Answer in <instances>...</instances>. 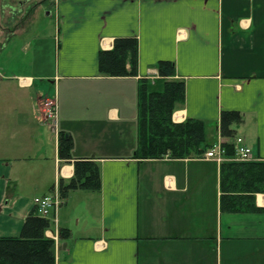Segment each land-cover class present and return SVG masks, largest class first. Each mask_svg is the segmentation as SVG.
Here are the masks:
<instances>
[{
	"label": "crops",
	"instance_id": "obj_1",
	"mask_svg": "<svg viewBox=\"0 0 264 264\" xmlns=\"http://www.w3.org/2000/svg\"><path fill=\"white\" fill-rule=\"evenodd\" d=\"M15 1L0 0V11H10L7 20L0 13V50L30 6L48 3L19 8ZM51 4L58 20L53 70L35 55L16 71L12 56L0 73V237H20L27 217L39 216L34 200L60 192L59 181L75 175V160H92L101 190L60 193L63 204L46 218L56 264H264V193L252 197L257 211L222 209V164L234 161L137 156L140 83L160 84L158 63L169 61L173 79L186 84L173 122L206 123L211 148L228 142L222 112H239L244 123L236 136L252 149L251 162L264 164V0ZM132 37L138 75H103L100 52ZM46 98L58 104L57 130L45 121ZM60 134L73 140L71 161L60 157ZM61 229L70 230L69 239H60Z\"/></svg>",
	"mask_w": 264,
	"mask_h": 264
},
{
	"label": "trees",
	"instance_id": "obj_2",
	"mask_svg": "<svg viewBox=\"0 0 264 264\" xmlns=\"http://www.w3.org/2000/svg\"><path fill=\"white\" fill-rule=\"evenodd\" d=\"M130 64V69L127 66ZM100 72L111 78L136 77L138 75V40L117 38L110 51H101ZM158 71L162 82L150 86L140 83L138 110V150L141 159H191L203 155L210 147L206 142V123L188 119L182 123L172 120L173 112L185 103L186 84L174 80V63L161 61ZM244 123L239 112H222L220 134L228 140L222 146L226 156L233 157V140L237 127ZM205 144V146H203ZM74 143L72 138L60 134V157L71 161ZM205 147V148H204ZM207 148V149H206ZM75 175L59 181L63 197L76 190L99 192L102 182L100 170L92 160H75ZM222 209L231 213L254 212L253 195L264 193V164L252 162H228L221 168ZM50 220L32 214L27 217L20 237H0V264H56L55 243L45 237ZM61 240L71 236L68 229L59 232Z\"/></svg>",
	"mask_w": 264,
	"mask_h": 264
},
{
	"label": "rangeland",
	"instance_id": "obj_3",
	"mask_svg": "<svg viewBox=\"0 0 264 264\" xmlns=\"http://www.w3.org/2000/svg\"><path fill=\"white\" fill-rule=\"evenodd\" d=\"M5 8L0 11V13L2 12L3 19L7 20L10 11ZM27 13L30 16L18 27L19 32H17V34L7 33L9 36L6 43L3 45L4 50L3 47L1 48V50H3V59L0 61V73H2V68L7 67L6 64L8 63L4 62L7 61V58L9 59L12 56L14 57L12 65L16 66L14 67L16 71H18V67L22 68L23 65L29 64L32 61V57L35 55L39 57L40 62H45L46 68L48 66L49 69L53 70L55 66V55L57 51L55 37L57 36L58 20L56 17V10L51 4V0H48L46 4H42L40 9L33 10L32 12H30L29 9ZM16 29L17 27L12 28L13 31ZM34 36H37L39 40H33ZM29 45L32 47L29 48ZM243 133L244 132H240L239 135H244ZM133 141V145H137V138ZM207 142L209 141L207 140Z\"/></svg>",
	"mask_w": 264,
	"mask_h": 264
},
{
	"label": "built area",
	"instance_id": "obj_4",
	"mask_svg": "<svg viewBox=\"0 0 264 264\" xmlns=\"http://www.w3.org/2000/svg\"><path fill=\"white\" fill-rule=\"evenodd\" d=\"M42 107L45 121L52 123L55 129H57L59 109L56 100L46 98L42 103ZM233 145L235 147V154L233 157H227L226 148L221 144H215L203 154V159L212 160L217 163H223L225 161L251 162L253 160L254 156L252 149L247 145L243 137L237 136L233 140ZM63 201L60 192L38 197L34 200L35 212L43 218H49L60 208Z\"/></svg>",
	"mask_w": 264,
	"mask_h": 264
},
{
	"label": "flooded vegetation",
	"instance_id": "obj_5",
	"mask_svg": "<svg viewBox=\"0 0 264 264\" xmlns=\"http://www.w3.org/2000/svg\"><path fill=\"white\" fill-rule=\"evenodd\" d=\"M31 0H18V1H15L16 3L14 4L15 6L17 5L19 8L20 7H24L26 4H28L29 2H30ZM35 5V4H34ZM34 5H32V6H30V12H32L31 10H32V7L34 6ZM40 5V4H39ZM16 13H18L17 12V10H13V13H11V19L13 20V19H15V18H17L18 16H17V14ZM29 16L30 15H28V13H27V17L26 18H29Z\"/></svg>",
	"mask_w": 264,
	"mask_h": 264
}]
</instances>
